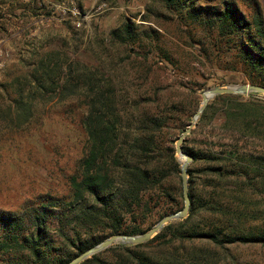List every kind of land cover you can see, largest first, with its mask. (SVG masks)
Masks as SVG:
<instances>
[{
	"label": "trees",
	"instance_id": "1",
	"mask_svg": "<svg viewBox=\"0 0 264 264\" xmlns=\"http://www.w3.org/2000/svg\"><path fill=\"white\" fill-rule=\"evenodd\" d=\"M161 1L182 20L214 31L217 43L223 40L234 50L248 84L264 87V24L258 12L246 19L226 0L213 7L196 5L195 0ZM110 37L121 45L139 39L128 23L111 31ZM201 51L205 54L206 49ZM164 58L170 60L165 54ZM132 68L140 71L132 81L140 80L141 64ZM114 74L45 55L21 77L22 82L14 80L15 96L0 110V122L20 128L30 121L35 103L70 100L84 110L81 126L86 138L77 171L68 181V201L48 198L13 213L0 212V264H65L72 258L54 263L44 258L59 247L75 250L74 258L110 235L141 234L152 227L148 219L154 214L158 221L182 208L180 163L174 148L166 145L169 112L177 105L160 102L159 89L140 91L135 84L124 98ZM254 96L217 95L219 107L206 105L196 124L219 114L223 131L264 141V100ZM181 150L191 158L186 166V217L141 244L105 249L113 253L111 261L100 260L98 253L79 264H216L214 251L184 242L202 241L218 248L264 245V230L252 231L240 207L243 188L262 177L264 150L257 155L236 149L201 151L185 138ZM156 240L161 241L151 246Z\"/></svg>",
	"mask_w": 264,
	"mask_h": 264
},
{
	"label": "rangeland",
	"instance_id": "2",
	"mask_svg": "<svg viewBox=\"0 0 264 264\" xmlns=\"http://www.w3.org/2000/svg\"><path fill=\"white\" fill-rule=\"evenodd\" d=\"M226 1L232 2L246 19L258 12L264 24V0ZM219 2L194 1L196 5L212 7L219 6ZM180 17L166 9L161 0H0V110H5L15 96L16 78L22 82L21 77L39 59L58 55L102 72L114 71L122 97L130 94L132 84L140 91L159 89L156 92L160 102L177 105L169 112L166 131V145L174 148L176 138L199 107L202 91L248 84L232 48H227L223 40L217 43L214 31ZM125 23L139 38L132 45L118 44L110 37L111 31H118ZM202 48L206 49L205 54ZM218 48L221 51L217 52ZM134 61L143 70L138 81H132L140 72L132 68ZM250 94L264 100L263 94ZM247 95L239 96L247 98ZM214 98L206 105L215 109L220 102ZM35 104L30 121L20 128L0 122V212L13 213L48 198L69 200L68 181L76 173L84 152L86 137L81 126L84 110L70 100L53 99L43 105ZM197 119L185 139L198 150L236 149L246 155H257L264 150V141L240 139L223 131L219 114L215 120L205 118L198 124ZM175 156L179 163L183 162V158ZM260 174L257 184L253 182L243 188L244 200L240 206L246 214L244 222L254 232L264 230V166ZM172 212L175 211L168 213ZM148 221L154 225L157 214ZM178 221L172 220L164 226ZM162 228L157 233L164 232ZM169 233L166 232V239ZM184 245L211 249L216 264H264V245L258 243H234L222 248L202 241L184 242ZM74 251L59 247L49 251L44 260L65 261L73 258ZM103 251L97 253L100 260H113L111 251Z\"/></svg>",
	"mask_w": 264,
	"mask_h": 264
},
{
	"label": "water",
	"instance_id": "3",
	"mask_svg": "<svg viewBox=\"0 0 264 264\" xmlns=\"http://www.w3.org/2000/svg\"><path fill=\"white\" fill-rule=\"evenodd\" d=\"M250 93H260L264 95V87L242 84V85H229L225 87H212L208 88L200 93V104L196 111L193 113L190 118L189 123L185 126V128L181 131L180 135L177 137L174 143V152L178 155L179 158H183V162L180 163V179H181V189H182V199L183 205L182 208L178 211L165 214L162 216L152 227H150L147 231L138 234V235H129V234H113L100 241L96 245L88 248L84 252L72 258L65 264H79L83 260L89 258L92 255H95L112 244L117 243L121 245H137L141 244L150 238H152L165 224L172 220H181L186 217L188 206H189V198L187 195V174H186V166L190 163L191 158L186 155L181 150V144L184 138L189 134L192 127L195 125L196 119L199 117L201 111L206 106L208 100L212 99L217 95L228 94V95H247Z\"/></svg>",
	"mask_w": 264,
	"mask_h": 264
}]
</instances>
